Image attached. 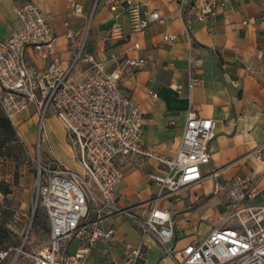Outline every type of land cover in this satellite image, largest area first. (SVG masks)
Returning <instances> with one entry per match:
<instances>
[{"label":"built area","instance_id":"obj_1","mask_svg":"<svg viewBox=\"0 0 264 264\" xmlns=\"http://www.w3.org/2000/svg\"><path fill=\"white\" fill-rule=\"evenodd\" d=\"M229 1L193 0L187 6V15L202 22L214 17ZM106 2L113 12L125 6L132 31L142 32L149 24L162 22L155 12L142 16L139 6L131 0ZM81 11L80 4L71 5V13ZM15 13L19 29L0 40V111L15 129L19 141H23L20 115L35 106L41 109L42 125L45 113L50 110L70 136L80 167L77 172L55 158H39L34 207L39 204L44 208L49 233L46 242L32 250L31 264H86L98 242L103 245V256L109 264H148L145 237H150L162 257L172 264H264V201L255 202L258 180L236 177L230 183L216 185V190L226 191L227 198L217 223L206 235L181 247L171 244L174 223L168 212L157 205L160 198L175 197L181 189L205 178L201 166L210 160L208 144L215 136V121L189 110L181 136L169 143V147L174 146L172 153L156 152L145 144L142 136V111L118 91L120 71H108L91 55L82 57L84 37L67 65L52 57L45 68L28 70L24 51L32 48L37 54H50L56 37L33 2L19 6ZM92 13L93 9L85 31ZM120 29L115 24L110 36L120 37ZM66 35L71 43L76 41V34L69 31ZM162 39L173 42L176 36L164 35ZM132 49H138V44H133ZM79 61L89 64V69L80 80H74L71 73ZM123 63L131 69H140L146 62L125 58ZM193 84L191 79L189 88ZM118 156H136L161 166L159 171L147 175L158 192L140 205V213L134 211L136 207L118 205L115 187L123 179L115 162ZM107 218L130 221L141 236L137 245L123 239L118 242L121 250L118 261L110 254L114 228L100 226ZM27 234L28 230L20 246L13 249L16 253L9 264H15L23 254ZM70 237L79 242L73 253L61 249V242ZM11 251L0 249V264H5Z\"/></svg>","mask_w":264,"mask_h":264},{"label":"crops","instance_id":"obj_2","mask_svg":"<svg viewBox=\"0 0 264 264\" xmlns=\"http://www.w3.org/2000/svg\"><path fill=\"white\" fill-rule=\"evenodd\" d=\"M131 1L139 6L142 16L155 12L162 22L151 23L142 32L130 31L125 6L113 12L106 0H0V40L20 27L15 9L33 2L56 42L47 55L27 48L24 63L28 70L43 69L57 57L65 66L85 36L93 9L81 56L91 55L108 71H120L118 91L142 111V136L148 147L171 154L174 146L169 143L181 136L189 110L215 121V136L208 144L210 160L201 166L205 178L181 189L175 197L157 202L174 223L171 244L181 247L197 238L187 237L186 232L202 218L206 217L211 227L217 223L227 198L226 191L216 190V185L250 177L258 180L255 202L264 201V0H230L214 17L202 22L187 15L193 0ZM74 3L81 5V13H71ZM115 24L120 25V37H106ZM69 31L76 34L74 43L67 38ZM170 34L176 36L175 41L162 39ZM133 44H138V49H132ZM113 58L143 59L146 63L131 69ZM87 68L89 64L79 61L71 78L80 80ZM191 79L194 84L189 88ZM115 162L123 174L115 187L118 205L136 207L134 211L140 213V205L158 192L147 175L161 166L136 156H118ZM100 226L115 230L110 254L116 261L121 257V239L132 245L140 242L141 236L130 221L107 218ZM144 240L148 264H172L150 237ZM151 248L157 256L148 259ZM92 251L104 258L100 242Z\"/></svg>","mask_w":264,"mask_h":264},{"label":"rangeland","instance_id":"obj_3","mask_svg":"<svg viewBox=\"0 0 264 264\" xmlns=\"http://www.w3.org/2000/svg\"><path fill=\"white\" fill-rule=\"evenodd\" d=\"M127 22L131 31L132 26L129 19H127ZM110 30L105 33L106 37L110 38ZM88 31L89 27L85 33L84 40ZM113 60L124 62V60H119V58H114ZM40 112L41 109L30 106L20 115L19 131L22 133L23 141H19L17 138L18 143L12 151V155L15 158L0 157V181L6 183L10 190L7 196L0 195L1 210H14L8 221L9 228L13 232L9 235V243L16 241L17 244L14 247H19L28 230L23 254L16 259L15 264H31L30 255L32 250L42 246L48 237L49 225L46 212L39 204L34 207L36 166L39 158H55L65 167L80 172L70 136L64 131L50 110L45 113L41 125ZM40 125V140H38ZM210 227V223L204 217L196 227L186 232L187 237H202ZM78 244L77 239L70 237L61 242V249L67 253H73L77 249ZM15 253V250L11 251L5 264H9L12 261ZM155 256H157V252L151 248L148 251L147 258L151 259ZM85 263L108 264L106 259L101 258L95 251L88 255Z\"/></svg>","mask_w":264,"mask_h":264},{"label":"trees","instance_id":"obj_4","mask_svg":"<svg viewBox=\"0 0 264 264\" xmlns=\"http://www.w3.org/2000/svg\"><path fill=\"white\" fill-rule=\"evenodd\" d=\"M18 139L16 132L11 123L2 115L0 111V157L15 158L12 155ZM10 193L9 186L0 181V195L7 196ZM14 210L7 209L1 210L0 204V249H14L17 244L16 241L9 243V235L13 232L9 228V217L12 216ZM49 233V231H48Z\"/></svg>","mask_w":264,"mask_h":264},{"label":"bare ground","instance_id":"obj_5","mask_svg":"<svg viewBox=\"0 0 264 264\" xmlns=\"http://www.w3.org/2000/svg\"><path fill=\"white\" fill-rule=\"evenodd\" d=\"M85 33H86V31H85Z\"/></svg>","mask_w":264,"mask_h":264}]
</instances>
